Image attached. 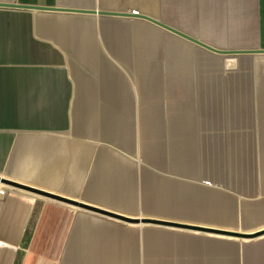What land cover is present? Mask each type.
<instances>
[{
	"label": "crops",
	"instance_id": "0c3cea01",
	"mask_svg": "<svg viewBox=\"0 0 264 264\" xmlns=\"http://www.w3.org/2000/svg\"><path fill=\"white\" fill-rule=\"evenodd\" d=\"M0 2L100 9L81 0ZM159 2L157 14H145L213 47L264 49V0ZM105 18L131 17L0 8V179L8 181L0 180V264H264V233L256 234L264 222L238 239L127 223L69 202L143 216L136 102L125 50L93 31ZM261 88L264 115V80ZM262 128L256 191L247 197V209L251 200L257 211H264V120Z\"/></svg>",
	"mask_w": 264,
	"mask_h": 264
},
{
	"label": "rangeland",
	"instance_id": "374dc122",
	"mask_svg": "<svg viewBox=\"0 0 264 264\" xmlns=\"http://www.w3.org/2000/svg\"><path fill=\"white\" fill-rule=\"evenodd\" d=\"M159 1L81 3L157 14ZM93 31L108 34L105 46L125 50L139 127L142 217L219 223L242 232L264 222V211L251 200L247 209L263 131L256 101L264 56L214 54L136 17L97 20Z\"/></svg>",
	"mask_w": 264,
	"mask_h": 264
},
{
	"label": "water",
	"instance_id": "95a60500",
	"mask_svg": "<svg viewBox=\"0 0 264 264\" xmlns=\"http://www.w3.org/2000/svg\"><path fill=\"white\" fill-rule=\"evenodd\" d=\"M0 8H10V9H33V10H43V11H62V12H76V13H89V14H97V15H107V16H119V17H136L141 20H144L148 23H151L152 25H155L159 28H162L171 34L180 37L188 42L193 43L194 45L208 51L214 54L218 55H225V56H233V55H243V54H264V49H220L213 47L196 37H193L175 27H172L159 19H156L150 15H147L142 12H136V11H113V10H102V9H82V8H69V7H46V6H38V5H25V4H18V3H3L0 2ZM2 182L8 183V181H5L4 179H0ZM12 185H15L13 183H10ZM21 188V185H15ZM27 189V188H26ZM32 190V189H31ZM34 191V190H32ZM37 192V191H36ZM70 203L76 204L80 207H83L87 210L93 211L95 213L105 215L108 217L116 218L118 220H121L123 222L127 223H155V224H163V225H170V226H177V227H183L191 230H202L205 232H216L218 234H221L222 236H230L235 237L239 239L246 238V232L237 231V230H229L226 228H219L214 229L210 227H204L199 226L191 223H182L178 221H171V220H165V219H156L151 217H128L124 215H120L111 211H107L105 209H101L98 207L86 205L83 203H78L74 201H69ZM264 229L256 233L257 235L263 234Z\"/></svg>",
	"mask_w": 264,
	"mask_h": 264
}]
</instances>
